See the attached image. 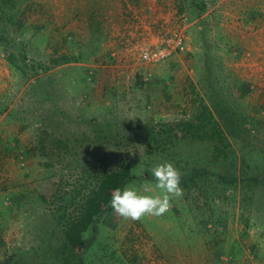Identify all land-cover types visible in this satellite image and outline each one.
<instances>
[{"label":"rangeland","instance_id":"374dc122","mask_svg":"<svg viewBox=\"0 0 264 264\" xmlns=\"http://www.w3.org/2000/svg\"><path fill=\"white\" fill-rule=\"evenodd\" d=\"M163 162L168 212L109 202L72 247L106 175L155 196ZM0 264H264V0H0Z\"/></svg>","mask_w":264,"mask_h":264},{"label":"clouds","instance_id":"9594fccd","mask_svg":"<svg viewBox=\"0 0 264 264\" xmlns=\"http://www.w3.org/2000/svg\"><path fill=\"white\" fill-rule=\"evenodd\" d=\"M159 195L140 194L125 187L116 188L111 194L110 206L114 212L125 220H140L144 216L159 217L169 211L171 200L181 198V173L171 162L159 163L151 168Z\"/></svg>","mask_w":264,"mask_h":264},{"label":"trees","instance_id":"16d2710c","mask_svg":"<svg viewBox=\"0 0 264 264\" xmlns=\"http://www.w3.org/2000/svg\"><path fill=\"white\" fill-rule=\"evenodd\" d=\"M130 175V170L128 167H126V169L122 170L121 172L108 174L104 179L101 180L100 184L97 186L99 191L94 192V197L86 202L84 215L81 214L82 216L80 222L72 226L74 235L69 241L76 251H80L79 245L81 244V236L84 231L92 223L94 217L99 215L109 204L111 201V194L116 188L119 187L120 182L123 179L129 178ZM38 194L44 203L49 201V196L44 194L43 190L39 189Z\"/></svg>","mask_w":264,"mask_h":264},{"label":"built area","instance_id":"2783aa9c","mask_svg":"<svg viewBox=\"0 0 264 264\" xmlns=\"http://www.w3.org/2000/svg\"><path fill=\"white\" fill-rule=\"evenodd\" d=\"M184 44V38L181 35H174L162 40L159 47L145 48L142 51V60L148 64H158L169 59Z\"/></svg>","mask_w":264,"mask_h":264}]
</instances>
